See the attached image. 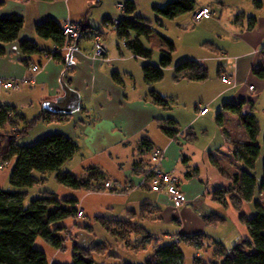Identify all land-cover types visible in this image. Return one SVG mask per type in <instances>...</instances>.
Instances as JSON below:
<instances>
[{"label": "crops", "instance_id": "crops-1", "mask_svg": "<svg viewBox=\"0 0 264 264\" xmlns=\"http://www.w3.org/2000/svg\"><path fill=\"white\" fill-rule=\"evenodd\" d=\"M126 1L0 0V18L19 15L25 20L19 40L3 45L5 54L0 56V78L23 80L32 77L34 81L31 86L21 92L32 98L29 103L41 105V113L51 110L48 103L64 95L61 78L79 94L77 111L65 114L60 121L41 120V138L60 133L79 145L78 153L63 166L64 171L84 176L88 168L96 167L104 172L106 179L137 184L140 182V171L145 170L149 164L150 153H143L142 148L143 142H146L164 151L163 168L174 172L181 179V188L188 201L181 207H175L166 194L152 192L148 188L123 193L78 190L82 194L79 193L78 209L84 211L81 219L93 217L94 223L80 225L77 221L81 219H73V226L66 225L69 229L67 241L70 234L72 240L75 237L74 226L89 233H94L95 228L100 226L102 238L96 244L104 243L109 249L105 253L107 255H97L96 258L100 262L105 257L110 263L121 262V257L111 253V249L122 241L111 236L96 221L97 217H106L137 223L147 236L152 237L147 245L163 246V241H168L169 245L184 236L199 238L204 246L209 239L214 240L216 245L224 246L227 241L225 237L221 234L215 236L213 232L228 224L227 218L222 216L221 208L228 207L230 196L227 197L228 205L225 207L213 199V193L230 187L232 176L246 170L234 153V145L249 139L237 115L224 112L222 124L217 122L216 115L223 112L225 103L246 101L243 111L257 117L260 125L258 143L261 145L260 138L264 132V79L255 75L254 71L264 67V0H261V9H257L250 0H197V8L211 7L213 17L197 25L193 21V12L176 18L173 23H178L177 29L185 31L177 30L173 40L177 41L175 51L180 47L184 49L183 61L197 60L208 68V79L201 82L175 81L174 69L181 60L174 62L173 57V64L165 70L164 79L154 85L145 82L142 67L147 62L159 64L162 53L168 50L167 45L162 41L161 56L153 55L147 61L136 57L126 46H120L117 39H109L106 32L103 33L108 31L116 34L114 29L107 27L106 22L125 18V12L120 7H124ZM171 1L134 0L137 6L135 16L150 21L152 18L159 20L157 24L161 25L160 20L164 18L157 19L154 7H163ZM251 17L256 18L252 29L249 28ZM49 19L56 20L62 26L75 23L86 27L71 62H68V55L75 42L70 49L60 53L61 58L58 59L52 54L59 52L55 42L37 35L36 27ZM96 25L106 30L98 32L94 28ZM189 28L192 29L188 31ZM93 33H100L108 48V60L93 58ZM26 39L36 42L43 52L31 57L25 56L20 49V41ZM141 40L144 43V38ZM26 60H29V64L24 63ZM34 64L41 67L37 73L31 71V65ZM114 74L119 75L121 83L115 80ZM223 77H232L236 85L223 83ZM152 90L169 97L171 102L176 99V108H182L183 105L185 110L175 113L171 105L168 108L156 105L150 97ZM199 104L208 106L209 111L205 116L198 114ZM189 110L195 111V117L187 115ZM211 111H215V115L210 116V122H200ZM164 119L177 122L179 134L175 138L168 137L162 131ZM238 134L243 137V141L235 138ZM201 138H207V141L200 144ZM215 138L217 140L213 141ZM261 147L263 151V138ZM260 158L254 169L258 182L262 180L264 172ZM213 160L219 163L227 175L219 172ZM255 199L264 205V193L256 192ZM145 205H153L159 210L152 217L142 219L141 210ZM234 210L237 219L233 225L235 231L229 240L238 239L239 228L245 227L239 220L240 216L244 214L251 218L255 214L253 202H242L240 211L234 205ZM212 215L225 218V222L217 226L209 225L206 218ZM136 238L138 240L133 234L128 240ZM95 239L87 237L84 245L91 244ZM96 244L89 247L74 245L90 248ZM121 244L126 245L127 242ZM180 245L197 249L187 242ZM108 253L116 256H109ZM149 254L139 259L140 263ZM186 263L190 264L189 259H186Z\"/></svg>", "mask_w": 264, "mask_h": 264}, {"label": "trees", "instance_id": "trees-1", "mask_svg": "<svg viewBox=\"0 0 264 264\" xmlns=\"http://www.w3.org/2000/svg\"><path fill=\"white\" fill-rule=\"evenodd\" d=\"M250 1L257 9H261L263 6L261 0ZM197 4V0H173L163 7H154V12L157 19L175 20L184 14L194 12L197 9ZM136 11L137 6L134 0H127L124 5L125 18L119 21L115 32L119 40L124 41L126 48L136 57L150 61L153 51L146 47L141 39L149 40L155 33L150 27L148 19L135 16ZM255 21V17L250 18V29L254 28ZM107 22H111V20ZM24 23V18L19 15L0 18V56L5 54L4 44L19 40ZM85 31L86 27H84L83 33ZM36 33L42 39L53 40L58 49L65 44L63 26L54 19H49L38 25ZM161 39L167 45L168 50L162 53L159 64L147 62L142 67L144 80L148 85L160 83L165 77V70L173 64L175 44L165 37H161ZM20 49L28 57L43 52L36 42L29 39L20 41ZM52 54L55 58H61L59 52ZM24 63L29 64V60ZM254 72L255 75L264 79V67L257 68ZM208 77V68L197 60H185L177 64L174 69V80L177 82L181 80L201 82L207 80ZM114 78L121 83L118 74H114ZM150 97L156 105L163 108L170 107L169 97L155 90L150 92ZM245 104L246 101L225 103L223 112L217 115L219 124L223 122L224 112L237 115L245 128L249 141L234 145V153L244 164L246 170L233 175L232 185L216 190L213 193V199L226 207L228 205L227 197L230 196V201L239 211L242 202H253L255 208L253 217L250 218L242 214L239 218L247 228L250 238L242 240L230 251L225 246L218 244L213 258L208 261L195 254L192 264H264V205L255 199L256 192L264 193V172L260 182L254 173L262 151V147L258 143L260 125L255 115L244 113ZM64 115L46 110L34 121H26L15 107L0 104V163H6V167H8L14 162L9 182L11 186L18 188L15 191H7L0 187V264H51L46 252L35 247L38 238L45 240L55 250L66 249L69 229L64 222L77 219L79 200L76 198L59 199L57 194L46 191L41 197L27 203L28 189L45 184L47 174H55V180L60 185L76 191L98 192L102 182L107 180L104 172L96 167L88 168L84 176L63 170V166L79 151L78 143L64 134L56 133L44 136L32 146H21L17 143V138L28 134L37 121H60ZM18 121L25 122L21 131L18 128ZM162 124V131L168 137L175 138L179 134L175 120L164 119ZM8 128H12V131ZM142 148L143 153L148 154L153 147L143 142ZM213 164L221 174L227 175L218 162L213 160ZM143 171H140L139 174ZM158 210L153 205H145L141 210V218H150ZM206 220L211 226L225 222V218L217 215L209 216ZM96 221L111 236L127 242L126 248L134 250V252H144L149 246L148 242H151L152 237L147 236L143 232L144 229L137 223L107 219L106 217H97ZM133 234L138 237V240L135 239V242L138 241L136 245H130L131 241L128 240ZM179 240L169 245H152V253L140 264H187L184 248L180 244L187 242L198 250L204 246L199 238L180 236ZM194 241L198 243L195 244ZM72 248L73 262L71 264H107L96 258L97 255H103L109 249L104 243L96 244L90 248L78 245H74ZM108 255L116 256L109 253ZM118 264L132 263L119 262Z\"/></svg>", "mask_w": 264, "mask_h": 264}, {"label": "rangeland", "instance_id": "rangeland-1", "mask_svg": "<svg viewBox=\"0 0 264 264\" xmlns=\"http://www.w3.org/2000/svg\"><path fill=\"white\" fill-rule=\"evenodd\" d=\"M160 22H161V25H158L156 19L154 20L152 18L151 21L149 20V25H150V27L153 28L155 34H153L151 36L150 41H147L146 39L143 40L144 43L147 45V47L153 51V55L155 57L161 56V47H162L161 37H165V38H169V39L173 40V37L176 36L175 33L178 30L177 29L178 23H176V22L173 23V20L171 21V20H167V19H161ZM195 24L197 25V23H195ZM94 28L96 30H98V32H99V30L101 31V29L106 30L103 26H102V28H100V26L96 25V27H94ZM191 29L192 28H189L188 31ZM178 31L184 32L185 30L179 29ZM101 32H103V30ZM105 32H106L107 37L109 36V39H111V37L113 39H117L119 45L123 46V42L120 41L118 36L116 35L117 33L114 34L112 32H108V31H104L103 33H105ZM107 40H108V38L106 39V41ZM179 40H181V39H178V41ZM184 40L186 42V39H184ZM181 42H183V41H181ZM185 42H183V43H185ZM174 43L176 45L177 41H174ZM93 46H94V44H93ZM122 49H124V48H122ZM174 55H173L174 62H177L178 60H181L183 62V59H181V58H183L185 56L184 49L180 47L179 50L175 51ZM181 61H179V63H181ZM168 83H171L170 80H168ZM30 86H31V84H24V85L22 84L19 91L9 92V93L0 92V104L15 107L17 109V112L19 114L23 115V117L26 121H34L36 118H38L41 115V105L38 103L36 104L35 102H34V104L29 103V100H32V98L26 97L21 92L26 87H30ZM22 104H25V105H22ZM179 104L181 105V103H179ZM170 105H171V108H173V111L175 113H179V110H181V109L185 110L183 108L184 107L183 105L181 106L182 108H180V106H178V108H176V106H177V100L176 99H174V101L170 102ZM185 114H187V111H185ZM187 115H189V116H191V118H193V117H195V111L189 110ZM212 115H215V111L214 112L211 111V113L207 117H205V118L203 117L200 120V122H202V121H204L205 123L210 122L209 119H210V116H212ZM24 126H25V122L18 121L19 131L23 130ZM8 130L12 131V128H8ZM262 135H264V132ZM262 135L260 138L261 145H262V138H263ZM235 138L243 141V139H242L243 137L240 134L236 135ZM40 139H41V120L36 122V124L32 127V129L29 130L28 134L18 137L17 143L21 146H32ZM206 139L207 138H201L199 143L203 144V141L204 142L207 141ZM216 140L217 139L215 138L213 141H216ZM260 161H261V163H263V166H264V149L262 151ZM13 168H14V162H12L6 168L0 169V187L4 190H7V191L18 190V188L11 186L10 182H9V175H10V172ZM35 174L39 175L38 173H35ZM46 179H47V182L45 184L33 187L31 189H28L29 197L27 198V203L30 202L31 200L35 199V198L41 197L42 194L46 191L57 194L59 199L76 198V199H79V201H80V194L81 193L76 191V190H72L70 188H67L65 186L60 185L55 180V174H53V173L47 174ZM221 210H222V216L227 218L228 224L225 226L218 227L219 230H217V231L215 230V232H213V234H215V236L217 234L223 235L225 237V239L227 240L224 246L230 251L237 244H239L242 240L249 239L250 237H249V233H248L247 229L245 227H242V228H239L238 239L229 240L228 238L235 231L233 225L235 223L234 222L235 219H237V216H235L234 205L230 202L227 208L222 207ZM78 219H81V218H78ZM77 222L80 225L93 224L94 219H93V217H90V218L85 217L81 220H78ZM64 224L65 225L68 224V226H73L74 220L73 219L67 220L64 222ZM74 228H75V230H74L75 237L72 240V235L70 234L69 241H67V243H66V250H63L60 252L56 251L53 247H51L48 243H46L45 240H43L42 238L37 239V241L35 243V247L38 249L44 250L46 252L48 260L51 264H57V263H69V264H71L73 262L72 247L74 244H79V245H82L84 247H89V245L96 244L97 240H101V238H102V236L100 235V233H101L100 232V226L95 228L94 233H89V231H84L83 229H81L79 227L74 226ZM89 236L91 237V239H94L95 237L97 239H95V241L93 240L92 243L89 245H84V242H86L87 237H89ZM133 241H134V243H133ZM133 241L130 242V245H136V243H138V241L135 242V239H133ZM122 242L119 243L120 245H113V248L111 249V253L117 254L121 257V259H122L121 262L140 264L139 259H142L143 257H145L147 254H149L153 250V246L150 244L144 252L137 253V252H134V250L127 249L125 245L121 244ZM109 243H111V242L109 241ZM168 243H169L168 241H163V245H167ZM216 247H217V245L215 244V241L212 239H209L203 248H201L199 250L196 249L197 253H195L196 250H192L191 248L185 247L184 251L186 254V259H189L190 264H192L194 254H196L199 257H203L207 261L211 260L213 257V253L216 250ZM200 254H202V256ZM105 255H107V254H105ZM102 262L109 263V264H118V263H113V262L110 263L108 261V258H106V257L102 259Z\"/></svg>", "mask_w": 264, "mask_h": 264}, {"label": "built area", "instance_id": "built-area-1", "mask_svg": "<svg viewBox=\"0 0 264 264\" xmlns=\"http://www.w3.org/2000/svg\"><path fill=\"white\" fill-rule=\"evenodd\" d=\"M121 9L124 10V7L121 6ZM214 15V12L211 7H201L197 8L193 12V21L194 23H199L204 19H210ZM119 21L111 20V22H107V27H111L112 29H116ZM83 25L75 24V23H66L63 25V34L65 36V44L59 48V53H63L71 48V44L83 36ZM93 58L101 61L108 60V48L103 43L101 39L100 33H93ZM123 46H126L123 41ZM41 67L37 64L31 65L32 73L39 72ZM33 78L29 77L23 80H13L0 78V92H16L19 91L21 85L23 84H32ZM222 82L235 86L236 80L232 77H223ZM254 90V87H251ZM197 111L200 116H205L209 109L207 105L199 104L197 106ZM164 159V151L158 148H152L150 152L149 164L146 169L140 174V182L137 184H133L130 182H121L114 179H107L102 182V186L100 191H108V192H129L131 190L148 188L152 192L156 193H164L168 196L170 201L173 203L175 207L184 206L188 201L185 193L181 188V179L174 172L166 171L162 162ZM7 164L0 163V169L6 168ZM78 218L84 217V211L82 209H78Z\"/></svg>", "mask_w": 264, "mask_h": 264}, {"label": "water", "instance_id": "water-1", "mask_svg": "<svg viewBox=\"0 0 264 264\" xmlns=\"http://www.w3.org/2000/svg\"><path fill=\"white\" fill-rule=\"evenodd\" d=\"M80 38L81 37H79L74 41L75 43L73 47L70 49L68 55V62L69 60L71 62L73 52L79 49ZM60 83L64 95L56 99V101L49 102L48 103L49 108L56 113H61V114L74 113L79 109V101H80L79 94L76 91H74L63 78H61Z\"/></svg>", "mask_w": 264, "mask_h": 264}]
</instances>
